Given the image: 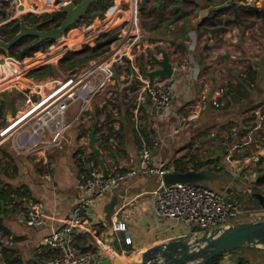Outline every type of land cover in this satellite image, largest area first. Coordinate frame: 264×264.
Segmentation results:
<instances>
[{
  "label": "crops",
  "instance_id": "0c3cea01",
  "mask_svg": "<svg viewBox=\"0 0 264 264\" xmlns=\"http://www.w3.org/2000/svg\"><path fill=\"white\" fill-rule=\"evenodd\" d=\"M212 9L213 7L208 11L211 12L209 15L204 16L207 18L214 16L218 10ZM121 26L118 31L123 34L125 29ZM199 30H201L200 27L198 30L195 28L188 32L191 41L188 40L186 47H183L185 57L180 65L173 62L168 48L158 47L159 42L164 43L161 40L147 45L143 44L139 48L144 58L148 47L155 50L150 53V62L151 60L154 62V58L161 56L162 53H157V49L167 52L169 56L173 67L171 76L175 79V87L171 103L164 111L154 113L147 98L131 105L130 102L124 103L119 109H112V123L100 128L99 121L102 114L98 109H84L78 118H75V115L79 109H68L66 119L72 123L65 130L60 143L51 147L38 144L30 153L14 149L19 136L17 130L3 138L0 142V159L6 157L9 161L4 169L2 168L4 163L0 164V181L12 185L24 184L28 189V194L23 196L15 207L11 208L10 204L7 205V211L0 214L1 224L9 230L8 233L0 231V264H45L50 249L43 244V237L65 222L74 202L84 194L81 186L89 164L96 166L102 172L108 165L126 169L136 164L140 145L147 143L151 149L152 161L165 159L173 169L175 159L183 160L187 156L177 157L172 161L171 154L173 152L179 154L185 149L183 148L184 142L192 135L194 137L196 130L202 129L205 134L207 127L221 126L222 128L223 123L221 122L231 121V125H236L231 127L236 128L233 132L234 139L237 140L240 135L243 137L245 133L248 134L249 124H246V119L242 121L237 112L239 109L250 108L249 104H255L256 100L261 101L260 98H264V46L252 45L251 47L247 44L245 47H240L239 36L235 33L230 40L224 39L222 43H220V38L215 39L216 44L212 45L209 41L196 40ZM101 32L103 31L94 32V39ZM214 35L217 36L218 33ZM94 39L90 41H95ZM209 40L213 41L212 37H209ZM117 42L116 40L109 44L108 49L116 46ZM246 55L247 68L251 67V71H247L243 76L244 74L235 71L239 65V58ZM104 61L103 57L94 60L90 66L93 68L90 69H95ZM46 64L48 63L43 55L32 57V62L28 64V76L25 77L28 79V86L33 88L39 83L46 87L44 84L46 81L41 79L46 75H34L35 70L37 71ZM213 64L216 66L215 74L224 75L223 72L226 69L228 74L225 76L229 77L228 82L233 86L230 92H223L218 106L213 105L210 98L219 88L214 83L216 82L215 74L207 70L209 67L212 70ZM121 67L117 68V76L114 75L113 81L111 80L105 87L100 88H97V85L101 72L98 71L95 74L92 73L93 71L90 72V86L94 91L90 94V101L85 104L86 107L89 103L91 104L98 93H102L111 85L121 86L124 77L120 70ZM141 71L144 73L146 71L143 66ZM198 77L204 82L200 83L198 89H193L194 80H200ZM52 86L53 84L46 90ZM257 86H259V91L256 92L255 87ZM9 88H14L23 96L12 85L4 87L6 90ZM191 99H196L200 106L201 113L196 119H188L187 112L184 114L178 110L187 109V106L192 103ZM77 103L79 104V101ZM244 105L248 106L242 108ZM212 109L215 111L212 112ZM22 110L18 109L14 117ZM96 111L99 112L95 113ZM233 113L238 115H233ZM178 122L181 125L175 132L174 128ZM229 124H226L224 128L227 129ZM29 130L30 128H26L25 131ZM90 130H93L95 136L93 145L89 144ZM259 130L258 136L260 137L253 134L250 137L248 134L250 152H243L241 159L237 160L230 155L229 162L230 167H233L231 175L237 177L236 181L244 185L239 191L243 194L240 195L244 200L241 204L243 213L249 212L248 214H255V217L264 219V207L252 195L254 186L264 193V182L256 183L257 176L264 171V126ZM47 133L45 131L44 134L47 135ZM210 134L214 136L212 132ZM246 142L247 140L244 141ZM94 147L98 149L97 153ZM83 152L85 158L82 159L79 153ZM101 159L104 162L103 167L100 164ZM199 159L204 161L210 158ZM240 161L253 163L257 168L253 170L247 167L245 169V165L243 169L237 164ZM158 182L159 179L154 175L129 178L112 186L108 192L92 201L75 232L76 246L92 253L91 264H111L118 259H127L137 251L167 241L174 236L187 235L198 230H193L195 227L192 226H182V224L177 226L155 212L151 192ZM226 190L231 196L236 194L237 189L226 187ZM111 202L112 206L108 208ZM30 203L36 204L39 208L43 217L42 224L29 225L26 223L25 209ZM256 213L262 215L259 216ZM116 220L124 221L126 230L115 229L114 221ZM126 234L130 235L131 243L125 242ZM237 248L239 249L235 253L225 252L220 264H236L242 261L264 264V245Z\"/></svg>",
  "mask_w": 264,
  "mask_h": 264
},
{
  "label": "rangeland",
  "instance_id": "374dc122",
  "mask_svg": "<svg viewBox=\"0 0 264 264\" xmlns=\"http://www.w3.org/2000/svg\"><path fill=\"white\" fill-rule=\"evenodd\" d=\"M43 1H45V5H47L48 9L43 8ZM52 1L54 0H39L38 2L40 3V6L37 12L30 13L34 14L35 16H41L43 13H49L51 11L61 8L62 2H59L56 6H54L51 4ZM107 1L108 0H104V3ZM117 2L121 3L122 5L121 7L119 6L117 9H115V7L109 8L110 4L105 9H102L101 6L103 3L90 7L87 10V13L83 14V16L75 24L69 26L61 37L51 41H47V43L43 46V51L38 49L31 56H29L31 58L28 59H32V57H35L36 55H43L45 57L46 63L53 64L54 66L55 71L53 74L41 77V79L46 81L44 83L46 84V87L44 86V89L49 88L52 84L54 85L57 81L63 78L65 79L69 76H75L74 80L77 79L78 75L83 73L82 71H88L90 69V66H92L91 63H93L94 60L104 57L103 55L106 51L99 56L86 59L84 62L77 64L75 68L72 69H63L57 66L58 61L61 59V57L66 51L83 49L84 46L93 45L98 41L104 40L105 38H107V36L115 37L118 29L126 19V7L129 3L132 4V10L134 9V4L137 3V25L140 29L139 33L141 35L139 38H137V44L139 45V48L143 46V44L147 45L157 40H161L165 44H161L159 42V44H157L158 47L162 46L163 48H168V53L171 54V58L172 60H174L173 62L178 65H180V62L185 57L183 53V47H186V42L188 40L191 41V37L188 35V32L191 29L195 30V28L198 30L199 27L201 30H199L198 35L196 36L197 41H209L212 45H214L216 44L215 39L220 38V43H222V40L224 39L230 40L235 33L239 36L238 41L240 47H245V45L247 44H249V46L251 47L252 45H259V47L264 46V20L261 17L257 16L256 11H254V7L264 8V0H256L255 4H247L240 0H233L232 2H230V0H117ZM113 3L114 0L112 1V4ZM211 7H213V9L216 8L217 10L221 7V9L216 11L215 15L211 18H207L204 15H209L211 13L208 12ZM22 11L23 10L20 9L16 10L15 6L9 1L1 0L0 26L8 23L10 20H12V18L19 19V21L23 20L22 17L24 14H26V12ZM40 18L38 20H42ZM23 21L26 24H30L27 23L25 20ZM55 25H57L55 24V21H51L50 19L48 20V27ZM90 26H92L91 29ZM124 29L126 32L128 31V27L126 28V26H124ZM100 30L103 31L100 33H103L102 37H100L99 34L96 36V39H94L93 33ZM215 33H218V35L215 36ZM209 37H212L213 41H210ZM0 38H2L1 35ZM90 39H94L95 41L90 42ZM113 39H111L106 45L109 46ZM152 51L155 50L151 49V47H148L146 50L147 54L145 58L143 57L142 52H138L132 64L128 62H125L124 65L114 64L113 66L115 71H117V68L122 66L120 70H122L124 77L122 78L121 86L113 87L111 85L110 88L106 87L107 89H105L100 94L98 93L95 96L91 104L89 103L87 107L85 106V109H98L100 111V114H102L100 115L102 118H100L101 120L99 121L101 123L100 128L102 126L107 127L108 123H112V109H119L124 103L130 102L131 105L136 102L137 91L141 88V86H143V80L150 79V77L146 73L141 71V67L143 66L146 71H150L149 69L152 70L153 68L158 67V64L155 63V61L153 62L151 60L150 62L149 60V56L151 55L150 53ZM159 52L162 54H160ZM163 52L165 51H158L157 49V53L161 55L159 58L163 56ZM85 53L86 55H90L91 52L88 49ZM0 54H3V51L1 49ZM6 55L16 58L10 54ZM246 58L247 55L242 56V58H239V65L235 71L244 74L243 76H245V74L247 73L248 63L245 61ZM24 59H26V57ZM21 63L22 65L19 66V72L23 73L27 65L25 63V60L24 62L21 61ZM207 70H209V72L214 75L216 66H214L213 64L212 70L210 69V67L207 68ZM223 73L224 75H220L219 73L215 74L216 82L214 83L216 87H222L223 92H226L227 88H229L230 82L228 81L230 80H228L229 77L227 78L225 76L226 74H228V72H226V69ZM198 78L200 79V77ZM203 82V79H200L199 81L197 79L194 80L193 89H198L200 87V83L202 84ZM0 83V99L2 97L13 98L12 106L6 108L9 110L5 113V121H2L0 118L1 129L15 116L18 109H23L26 105L23 97L19 93H17L14 88H9L8 90H6L4 89L5 86H2L3 83L4 85H6V82L0 81ZM256 84L258 85V83ZM255 88L256 92L259 91V86ZM260 100L261 101L256 100L255 104H249V106H251L250 108L239 109L237 112L242 121H244L245 119L247 120L246 124H249V128L251 126L250 121L254 119L255 115L253 110L257 109L258 107L264 110V98H260ZM77 102L75 103V105H72L68 109H77V106H80ZM191 102L197 103V100L191 99ZM247 106L248 105H244L242 108H245ZM188 108H190V105L187 106V109L178 110H181L185 114L186 112H188ZM241 110L242 113L240 114ZM99 111H96L95 113H98ZM211 111L214 112L215 110L212 109ZM238 114L233 113V115ZM255 121L256 119L254 120V122ZM230 122L231 121L221 122L223 123L222 128L225 129L224 131H222L223 129L221 128V126L209 128L207 127L205 134L202 132V129H200L199 131H194L196 135L194 137L192 135L184 142L185 146L183 148L185 149H183L179 154H175L173 152L174 154H171L170 159L173 161L175 158L184 157L185 155L188 158L194 155L198 159H212L213 163L207 164V167L217 170V172L220 173V176L215 179L205 181L203 183L222 192V194L228 196L229 199H234L241 206L244 200L240 196L243 194H241L239 191L243 189L244 185L236 181L237 177L231 175L233 167H230L231 164L229 162V156H234L232 158H235L237 160L238 158L241 159L243 152H250V147L248 148L249 138L248 134L245 133L243 137L240 135L239 138L241 139H234L233 132L236 128L231 127L236 125H231ZM226 124H229L227 129L224 128ZM261 124L264 126V117L262 119ZM261 127H258L256 130L249 133V136L251 137V135L253 134L256 135V137H260L258 136V134L260 131L259 129ZM211 132L214 136H211ZM246 140L247 142L244 143V141ZM239 148L240 150H237ZM1 159H3V167H7L9 159L6 157H3ZM237 164L240 165L243 169L245 165V169L247 167H250L253 170L257 168L255 164L250 162L244 163L240 161L239 163L237 162ZM234 171L236 172L237 170ZM226 187H235L237 189L235 192L236 194L229 196ZM248 213H243L242 208V212L238 214L237 217L232 219L231 222L236 223L249 219H261L255 217V214L252 215ZM163 218L172 223H175V225L177 226L178 224H182V226H196L195 222L189 223L177 220L172 217ZM237 249L239 248H234L227 253H235ZM195 264H200V262H195Z\"/></svg>",
  "mask_w": 264,
  "mask_h": 264
},
{
  "label": "built area",
  "instance_id": "2783aa9c",
  "mask_svg": "<svg viewBox=\"0 0 264 264\" xmlns=\"http://www.w3.org/2000/svg\"><path fill=\"white\" fill-rule=\"evenodd\" d=\"M7 1L13 4L16 10H23L22 12L30 15H34L30 12H37L40 6L39 0ZM241 1L247 4H255L256 2V0ZM59 2L52 1L51 4L56 6ZM42 4L44 9H48L45 1ZM136 4H134L133 10L131 9V3L126 7V19L122 25L126 26V28L128 27V31H124L123 34L117 31L112 42L116 40L118 42L116 46L109 48L105 52L103 57L105 61L103 63L93 70L82 71L83 73L78 75L75 80V76L61 79L48 90L44 89L39 83L35 84L33 88L27 85L28 79L25 77L28 76V64L32 62V59H28L31 58L29 57L31 55L18 59V57L13 58L4 52L0 54V81H5L6 86L12 85L17 88L22 93L26 105L22 112L0 129V142L10 132L17 130L19 136L14 149L23 153L32 152L33 148L38 146V144L51 147L60 143L65 130L72 123L66 119L68 108L79 100L80 106H77L79 111L75 115V118H78L86 108L85 104L90 101V94L94 91L90 86V72L93 71L92 73L95 74L100 71L101 78L97 88L105 87L108 82L113 81L114 64L124 65L125 62L130 64L134 62L137 53L140 51L137 38L141 36L137 25ZM119 6H122L121 3L114 0L113 4L112 2L110 3L109 8L115 7L117 9ZM102 34H100V37H102ZM40 50L43 51L44 48L42 47ZM25 57L26 59H24ZM24 60L27 66L21 73L19 72V66L22 65L21 61L24 62ZM143 82V86L137 91L136 102L147 98L154 113L164 111L169 106L172 98L175 87L174 77H155L144 79ZM2 86H5L4 83ZM222 94L223 88H217L216 94L210 97L213 105L218 106L220 104ZM188 109L186 115L188 119L198 118L200 113L198 103L190 104ZM253 112L255 115L254 119L250 121L251 126L248 134L263 126L261 122L264 117V110L258 107ZM255 119L256 121L254 122ZM180 125L181 123L178 122V125L174 128L175 132L178 131ZM26 128H30V130L27 132L25 131ZM45 131L48 132L47 135L44 134ZM153 143L156 144V142ZM79 156L83 159L85 158V153H79ZM170 171H173V169L167 160L158 159L156 162L152 161L151 149L147 143L140 145L136 164L126 169L108 165L105 176L100 169L89 164L82 180L81 187L84 190V194L74 202L65 222L43 237V244L50 249L45 264L92 263V253L89 250L79 248L75 244L76 228L83 221L85 212L95 198L104 195L112 186L129 178L156 176L159 182L151 192L155 212L161 217H172L189 223L195 222L196 226L192 227L198 230H210L217 226H227L232 219L242 212L239 203L225 197L222 192L205 183H164L162 176ZM25 221L29 225H40L43 223L42 214L36 204L30 203L26 207ZM114 228L124 231L126 230V224L122 220H116L114 221ZM124 240L126 243H131L130 235L126 234ZM236 264L253 263L242 261Z\"/></svg>",
  "mask_w": 264,
  "mask_h": 264
},
{
  "label": "water",
  "instance_id": "95a60500",
  "mask_svg": "<svg viewBox=\"0 0 264 264\" xmlns=\"http://www.w3.org/2000/svg\"><path fill=\"white\" fill-rule=\"evenodd\" d=\"M62 2L61 12L63 17L55 26L44 27L45 20L26 24L23 20L19 22L18 31L8 40L0 38V47L7 50L24 36L37 37L38 42L51 41L63 35L66 29L75 24L89 9L95 0H60ZM158 67L145 71L152 79L155 76L168 77L172 75L173 67L167 53L163 52L161 58H154ZM115 76L117 73L115 71ZM89 144L93 145L95 136L93 130L88 133ZM97 153L98 149L94 147ZM101 166L104 162L101 159ZM106 176V170L103 169ZM220 176L217 171L206 168L188 169L185 171H170L162 176L166 184L175 182H205ZM252 195L257 202L264 207V193L253 187ZM112 206V202L108 208ZM264 245V219L241 221L230 223L227 226H217L210 230H197L187 235L174 236L167 241L152 245L137 251L127 259H118L111 264H195L225 253L233 248L241 246Z\"/></svg>",
  "mask_w": 264,
  "mask_h": 264
},
{
  "label": "trees",
  "instance_id": "16d2710c",
  "mask_svg": "<svg viewBox=\"0 0 264 264\" xmlns=\"http://www.w3.org/2000/svg\"><path fill=\"white\" fill-rule=\"evenodd\" d=\"M60 0H54V2H59ZM76 1V0H74ZM233 0H230L232 2ZM112 1L108 0L104 3V0H95L90 7L100 5L102 4V9H105ZM89 7V8H90ZM216 9V8H215ZM221 7L218 9L220 10ZM214 10V9H212ZM254 11H256V15L261 17L264 20V8H257L254 7ZM87 13V11L85 12ZM84 13V14H85ZM41 17V18H40ZM63 17V13L60 9L51 11L49 13H43L41 16H35V15H29L24 14L22 19L25 20L27 23H35L39 18L42 20H45L44 27H48V20L55 21V24H58L61 18ZM19 19H12L8 23L0 26V35L4 40H8L11 38L19 29ZM103 35V34H102ZM101 35V36H102ZM114 36H110L105 38L104 40L98 41L93 46H84L83 49L79 50H68L64 53V55L61 57V59L58 61V67L63 69H72L75 68V66L79 63L84 62L86 59L91 57H96L107 51L108 45H106L111 39H113ZM47 41L38 42L37 37L34 36H24L21 39H19L14 45L10 46L7 50H4L0 47V49L10 55H13L18 58H22L24 56L32 55L34 51L42 48L44 44H46ZM23 44V45H22ZM22 45V46H21ZM90 50V55H86V51ZM85 53V54H84ZM84 54V55H82ZM77 57V58H76ZM66 65V66H65ZM55 71L54 66L52 64H46L42 67H40L37 71L35 70L34 75H50L53 74ZM247 71H251V67L247 68ZM232 85L230 83L229 88H227V92H230L232 89ZM224 92V93H227ZM13 104V98H5L2 97L0 99V118L2 121L4 120L5 113L9 110L6 109L8 107H11ZM180 160V161H179ZM175 159L173 161V164H175L173 170L174 171H185L188 169H200L205 168L207 164H209L212 160H200L197 157L190 156L186 159ZM176 161V162H175ZM2 160L0 159V164ZM97 164V162H96ZM4 169V167L2 166ZM206 169L210 171H217L213 168H207ZM264 182V171L260 173L257 176L256 183L261 184ZM203 183V182H202ZM28 189L24 184L19 185H12L10 183L1 182L0 181V214L7 211L6 206L11 205V208L15 207L20 199L27 195ZM193 230H197V228H194ZM0 231L3 233H8L9 230H7L0 222ZM234 249V248H233ZM232 250V249H231ZM230 251V250H229ZM224 253H220L218 255H215L214 257L204 261V264H220V260L222 259Z\"/></svg>",
  "mask_w": 264,
  "mask_h": 264
}]
</instances>
